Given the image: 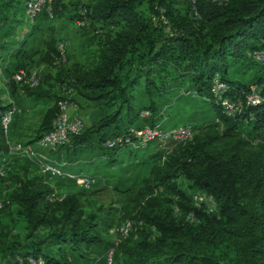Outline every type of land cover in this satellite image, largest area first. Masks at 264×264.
Wrapping results in <instances>:
<instances>
[{
    "label": "trees",
    "instance_id": "1",
    "mask_svg": "<svg viewBox=\"0 0 264 264\" xmlns=\"http://www.w3.org/2000/svg\"><path fill=\"white\" fill-rule=\"evenodd\" d=\"M194 1L197 18L189 19L174 17L171 0H151L156 15V6L167 9L170 33L141 14L137 0H96L87 7L80 19L91 21L89 29L101 25L109 32L100 39L92 69L63 82L99 106L101 117L57 152L66 151L70 164L82 156L115 162L124 149L108 148L106 141L127 135L132 128L154 126L153 119L141 117L142 112L155 117L169 103V89L187 83L197 96L193 105L208 103L213 120L219 121L218 130L196 134L193 142L166 155L165 163L158 165L157 160L148 166L133 205L117 225L129 221L133 230L117 245L99 231L110 209L104 215H99L102 208L88 212L83 203L87 189L69 191L62 201L52 203L49 195L69 182L78 188L76 183L33 173L29 165L13 168L21 157L9 155L0 122V167L5 163L11 168L0 179L13 185L0 215L13 207L16 224H23L26 233L14 235L1 227L0 264H30V258L39 257L46 264H108L112 250L114 264H264V107L253 110L249 122L227 118L210 93L217 75L231 91H246L252 83L264 87V64L249 57L264 50V0ZM25 3L0 0V68L8 88L21 90L36 103L51 97V86L43 87L50 78L37 88L13 81L16 73L27 69L36 38L35 23L31 34L22 41L15 39L24 24L18 17L25 18ZM52 6L57 16L65 10L63 0ZM43 16L49 14L44 11L36 21ZM54 38L45 44L51 61L59 57ZM253 69L254 79L246 80L244 74ZM57 81L62 83L60 77ZM60 99L43 115L37 141L52 131ZM11 107L0 99V111ZM245 128L247 139L242 135ZM258 139L261 142L256 143ZM64 170L73 172L70 165ZM181 179L191 192L212 199V212L205 204L198 207L192 195L180 189Z\"/></svg>",
    "mask_w": 264,
    "mask_h": 264
},
{
    "label": "rangeland",
    "instance_id": "2",
    "mask_svg": "<svg viewBox=\"0 0 264 264\" xmlns=\"http://www.w3.org/2000/svg\"><path fill=\"white\" fill-rule=\"evenodd\" d=\"M211 1L223 3L225 0ZM171 2H173L174 17L197 18L194 11V0H171ZM95 4L96 0H63L65 8L63 13L57 16L53 11V16L49 15L48 18L43 16L36 21L35 26L37 30L35 31L36 38L34 39V46L28 52L26 60L27 69L22 70L26 71L30 76L36 75L38 78H41L43 83H45L47 78H50L49 84H43V87L47 90V87L51 86V97L48 99L46 98V101L35 103L30 98H27L26 95H23L21 90L8 88L5 84L6 79L0 68V99H2L4 106L15 107L18 112L14 117V119L16 118L15 125L14 123L11 124L10 142H8V145L12 146L13 152L19 153L16 157H21L17 158L13 168L21 167V165H29L33 173L35 172L36 174L43 175V165L39 163L44 161V164L49 165H70L73 168V172H68L69 174L77 177L83 176L85 178L94 179L95 183L86 190L83 203L88 212L97 208L104 209L99 215H104L106 212L105 210L110 209V213L104 215L106 222L99 231L104 238L114 241L115 238L112 237L110 231L118 227L119 218H121L129 207L133 205L135 194L145 176V170L148 169V166H152L157 160L158 165L165 163L168 160L164 154L167 151L166 147L174 150L177 146H175L176 144L174 143L163 146L161 143L157 142L144 148L136 145L121 151L115 162L114 160L112 162L104 157L86 158L82 156L70 164L68 160L69 154L66 151L62 150L60 152L61 154H58L57 151L44 149L37 144L43 115L47 113L48 109L55 107L59 97H64L62 93L63 79H69V76L73 74L76 75L84 70H90L98 62L99 50L102 46L100 39H104L109 30L101 25H97L91 29H89V26H78L84 8L88 10V6ZM136 8L156 25L165 26L168 33H170L172 25L171 20L164 14L168 22V24L165 25L161 14H155L151 0H137ZM166 11L167 9L165 13ZM23 15L18 17L20 23H26ZM84 23L91 24V21L87 19ZM111 29L114 28L112 27ZM32 31H34V29H30L29 33L31 34ZM29 33L22 36L21 32L17 38L18 41H22ZM98 33L101 34L97 35ZM51 37H55L54 39L58 41L57 50L59 43H67V61L65 64L58 63V60L51 61V59L46 57L45 53H47V48L45 44L47 41H50ZM31 63L32 65L30 67L29 65ZM248 73L244 74L245 79L248 81L254 79V77L251 76L254 75L255 70H250ZM59 77L62 79V83L60 82L61 80L57 81ZM168 96L170 99L169 103L158 115L155 117L153 115L143 117L141 114V117L153 119L155 122L154 127L163 130L181 128L185 131H191L194 135L218 130L215 128V125L219 121L217 119L213 120L214 112L210 108V105L204 101H199L193 105L197 100L194 98H197V96L194 93L191 94L188 83L183 87L169 89ZM72 99L79 105V116L84 122L85 129L86 127H91L101 117L100 107L81 97L79 93L75 94ZM145 127L151 128L153 126L146 125ZM220 130L223 131V127H221ZM246 131L247 128H245L242 134L245 139H247ZM259 142H261L260 139L256 140V143ZM19 146L23 148L22 151H16V148ZM25 151H28L27 154L30 155L33 161L29 160L27 156H20L23 155L20 154V152L25 153ZM33 155H35V157ZM59 156L63 157L62 161L57 160ZM161 156L162 158L160 159ZM8 166L9 165L6 166L4 164L1 165L0 176L5 175ZM57 178L60 177H51V179L55 180H57ZM68 179L75 182L78 188H75L74 184L69 182L66 187L58 188L55 192L56 195L64 197L69 191H79L83 189V187L77 184L76 179ZM178 183L180 189L192 195L193 200L196 199L200 201L203 199L201 197L202 195L190 191L188 182L181 179ZM12 189L13 185H11V183H4L3 180L0 179V204L2 203V205H4V201L7 198L6 195L8 191ZM17 219V213L13 207L9 209L5 215L1 214L0 231H2L1 227H8V230H12L14 235L21 234L25 236L26 233L23 232L24 225L19 223L16 224ZM45 236L46 233L42 232L41 237ZM110 252L108 257L110 256Z\"/></svg>",
    "mask_w": 264,
    "mask_h": 264
},
{
    "label": "built area",
    "instance_id": "3",
    "mask_svg": "<svg viewBox=\"0 0 264 264\" xmlns=\"http://www.w3.org/2000/svg\"><path fill=\"white\" fill-rule=\"evenodd\" d=\"M55 0H26L25 3V14L27 17V21L30 25H34L36 23L37 18L46 11L50 16H53V2ZM155 10L157 13L161 14L163 17V22L165 25L168 24L165 19V10L156 6ZM87 13V9L84 8L82 11V16H85ZM196 15V14H195ZM85 20H81L78 23L79 27L90 26V24H85ZM67 43L61 42L58 45V53L59 57L57 58L58 63L65 64L67 61ZM249 57L260 63L264 64V50L254 52L249 55ZM13 81L17 84H24L29 86L30 88H37L40 86L42 79L38 78L36 75L30 76L26 71L20 70L13 76ZM70 83L75 84V81L72 80ZM263 86L252 84L247 90H239V91H231V88L228 83L224 82L219 75L215 76L213 82L211 84L210 93L215 101L216 105L219 106L222 113L227 118H238L245 122H249L253 120V110L264 107V96L262 95ZM62 93L64 97L60 99L58 102V112L53 121V129L50 133L44 135L39 141L38 145L44 149H48L51 151H57L59 148L63 146H67L71 143V138L73 136H77L84 131V122L82 118L79 116V105L76 103L72 97L75 94L74 86L69 83H64L62 85ZM17 109L15 107H11L5 111H0V122L3 128V132L5 138H7V145L9 141V136L11 132V124L14 122V117L16 115ZM249 115V117H247ZM143 117L151 116V113L146 111L142 113ZM196 134H192L191 131H185L181 128L175 130H163L158 127H145L142 129L132 128L129 130V133L124 136H118L113 139L106 141V146L108 148H120L125 149L128 147H134L138 145L139 147H148L152 143H161L163 146L166 144L174 143L175 146H185L191 142H193ZM176 147V148H177ZM9 155L12 157L18 156L13 152L12 146L8 145ZM175 148V149H176ZM174 149V150H175ZM23 148L19 146L16 148V151H22ZM165 155L171 154L174 150L168 149L166 147ZM28 151L20 152V156H27L30 160L33 159L27 154ZM35 157V155H33ZM35 160V159H34ZM4 162L6 160L4 159ZM44 161H41L39 164L42 166L43 175L50 177H62V178H73L76 179L77 184L83 188H90L94 183V179L85 178L83 176H74L69 174L64 170L69 165H49L44 164ZM4 165H6L4 163ZM202 195L200 201L194 200L198 207L200 205L205 204L207 208L210 209V212L213 211L214 205L211 198L207 197L205 194L199 193ZM64 197L56 195V193H52L48 196L49 202L62 201ZM2 203L0 204V208L2 207ZM133 230V224L129 221L121 224L119 227H116L110 231V234L113 238H115V243L119 245L122 240H125L129 237L131 231ZM113 250L110 252L109 263L113 264L112 260ZM30 264H46L42 257L39 258H30Z\"/></svg>",
    "mask_w": 264,
    "mask_h": 264
},
{
    "label": "crops",
    "instance_id": "4",
    "mask_svg": "<svg viewBox=\"0 0 264 264\" xmlns=\"http://www.w3.org/2000/svg\"><path fill=\"white\" fill-rule=\"evenodd\" d=\"M24 13H25V10H24ZM25 21L26 23L22 24L21 26H19L17 28V33H16V36H15V39L18 40V36L20 35V33L22 32V36L23 35H26L30 32V29L32 28L33 25H30V23L27 21V17H26V14H25Z\"/></svg>",
    "mask_w": 264,
    "mask_h": 264
}]
</instances>
